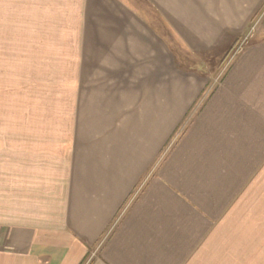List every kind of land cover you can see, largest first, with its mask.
I'll list each match as a JSON object with an SVG mask.
<instances>
[{"label":"crops","instance_id":"1","mask_svg":"<svg viewBox=\"0 0 264 264\" xmlns=\"http://www.w3.org/2000/svg\"><path fill=\"white\" fill-rule=\"evenodd\" d=\"M143 1L0 0V264H264V0Z\"/></svg>","mask_w":264,"mask_h":264},{"label":"rangeland","instance_id":"2","mask_svg":"<svg viewBox=\"0 0 264 264\" xmlns=\"http://www.w3.org/2000/svg\"><path fill=\"white\" fill-rule=\"evenodd\" d=\"M135 1L139 7L145 6V2L143 0ZM263 28L264 4L251 19L247 30L237 36L235 43L232 44L228 52L221 54L216 52L214 55H207L204 52H190L186 49H183L181 54V63L184 67L190 69V71L193 70L210 73L212 69H214L213 71H215V73L219 72L226 65L225 63L228 59H230L239 51L243 50V48L246 47L252 40H255L256 37L260 35V32L264 33ZM167 31L169 41H173L177 47L181 46L170 27H168ZM225 57H227V59L223 63ZM19 78L20 77L16 76V68L0 67V122H13L15 109L21 108V106L24 107L25 104L29 107L31 102L30 98L32 97L30 94L31 92L37 91L31 87L34 84L20 83L16 81ZM43 85L45 84H42V87ZM33 97L37 98L35 95Z\"/></svg>","mask_w":264,"mask_h":264},{"label":"trees","instance_id":"3","mask_svg":"<svg viewBox=\"0 0 264 264\" xmlns=\"http://www.w3.org/2000/svg\"><path fill=\"white\" fill-rule=\"evenodd\" d=\"M227 57H228V55H227ZM227 57H225V59H224L223 63L225 62V60L227 59Z\"/></svg>","mask_w":264,"mask_h":264}]
</instances>
